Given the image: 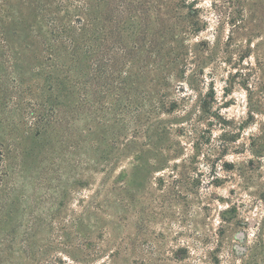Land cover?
Returning <instances> with one entry per match:
<instances>
[{"label": "rangeland", "instance_id": "obj_1", "mask_svg": "<svg viewBox=\"0 0 264 264\" xmlns=\"http://www.w3.org/2000/svg\"><path fill=\"white\" fill-rule=\"evenodd\" d=\"M188 2L201 27L158 152L106 176L84 166V120L44 134L0 93V264H67L83 235L78 264H264V0Z\"/></svg>", "mask_w": 264, "mask_h": 264}, {"label": "trees", "instance_id": "obj_2", "mask_svg": "<svg viewBox=\"0 0 264 264\" xmlns=\"http://www.w3.org/2000/svg\"><path fill=\"white\" fill-rule=\"evenodd\" d=\"M194 3L0 0V93L17 111L30 108L29 117L43 125L44 134L84 120V166L90 154L94 170L110 175L131 153L160 151L171 130L155 119L178 106L168 100V88L184 76V42L201 27ZM206 104L200 100L201 113ZM125 176L120 171L116 182ZM120 184L116 191L128 189ZM83 237L67 254V264L88 257L84 251L92 243ZM118 255L112 251L108 257Z\"/></svg>", "mask_w": 264, "mask_h": 264}]
</instances>
